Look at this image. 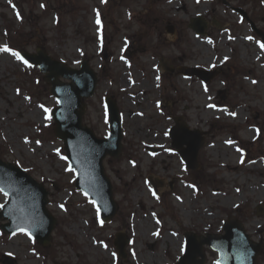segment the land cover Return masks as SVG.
<instances>
[{
	"label": "rangeland",
	"instance_id": "374dc122",
	"mask_svg": "<svg viewBox=\"0 0 264 264\" xmlns=\"http://www.w3.org/2000/svg\"><path fill=\"white\" fill-rule=\"evenodd\" d=\"M196 17L208 21L204 36L189 28ZM252 24L264 32V0H0V48H41L76 69L88 60L98 85L84 124L107 137L104 100L114 96L124 134L120 161H104L119 207L104 224L67 170L44 74L0 52V158L45 185L58 220L46 249L0 230V264L4 256L17 264H175L188 233L224 234L234 217L264 242V49ZM162 59L175 69L170 76ZM183 66L220 75L205 85L181 75ZM176 118L205 139L197 171L172 147ZM6 200L0 191V204ZM119 234L130 241L124 259ZM204 250L205 264H217L218 253Z\"/></svg>",
	"mask_w": 264,
	"mask_h": 264
},
{
	"label": "water",
	"instance_id": "95a60500",
	"mask_svg": "<svg viewBox=\"0 0 264 264\" xmlns=\"http://www.w3.org/2000/svg\"><path fill=\"white\" fill-rule=\"evenodd\" d=\"M191 28L199 35H203L207 25L204 21L196 19L193 20ZM23 58L46 74L45 81L51 85L50 93L59 103V106L51 111L56 126L54 131L56 137L63 142L66 159L75 172L76 188L96 204L104 222L111 221L117 214L118 205L114 200L111 179L104 168V160L108 156L120 160L123 150L121 112L116 102L111 97L106 99L110 132L108 138L101 139L90 127L83 125L87 106L84 99L94 96L98 83L96 73L89 67L87 61L83 62L81 70H76L48 57L42 50H39L37 55L23 53ZM181 71L188 77L196 75L205 83L217 75L216 72H205L197 68L183 67ZM61 77L71 83L62 81ZM177 122L178 125L171 131L173 146L189 169L197 170L199 151L205 142L198 131H190ZM187 145L185 149L184 146ZM0 189L8 196L0 212V219L9 221L0 224V229L7 235L23 233L21 229H26L43 248L50 246L57 219L47 208L49 193L45 186L23 168L0 159ZM223 230L226 231L223 236L208 235L207 238L202 237L199 242L193 235L187 236L185 255L177 264H204L206 262L204 245H209L212 250L219 253L220 258L217 260L219 264H258L263 242L257 244L252 241L237 220L226 223ZM127 242L125 237L119 236L115 243L122 258L126 256ZM4 262L16 264L9 257H5Z\"/></svg>",
	"mask_w": 264,
	"mask_h": 264
},
{
	"label": "snow or ice",
	"instance_id": "6c2138e0",
	"mask_svg": "<svg viewBox=\"0 0 264 264\" xmlns=\"http://www.w3.org/2000/svg\"><path fill=\"white\" fill-rule=\"evenodd\" d=\"M17 15H18V17H19V14H17ZM99 23H100V20H99V18H97V24H99ZM248 39H252V38L249 37ZM260 47H261L262 49H264V44H260ZM0 52H8V53H10L12 56H14L16 59L20 60V61H21L23 64H25L26 66H28V67H31V66H32L31 64L28 63L27 60H25V59L20 55V53L15 52V51H12L11 49H9V48H7V47L0 48ZM205 90H207V89H205ZM210 107H211V106H210ZM45 111H47V109H45ZM48 118H50V117H48ZM61 158L64 159V157H61ZM67 170H68V171H72L71 167H69ZM0 191H2V189H0ZM5 195H7V193H5ZM153 195H155V193H153ZM3 207H4V205L0 204V208H3ZM61 207H63V205H62ZM97 212H99V209H97ZM21 231H23L25 235H28V236L30 237L31 234H30L29 232H27L26 229H21ZM217 264H219V262H217Z\"/></svg>",
	"mask_w": 264,
	"mask_h": 264
},
{
	"label": "bare ground",
	"instance_id": "6f19581e",
	"mask_svg": "<svg viewBox=\"0 0 264 264\" xmlns=\"http://www.w3.org/2000/svg\"><path fill=\"white\" fill-rule=\"evenodd\" d=\"M142 93H143V92H141V94H142ZM241 114H243V112H242ZM201 119H202V118H200V117L197 119L196 125H198V124H199V125H202V126L205 125V123H202V120H201ZM141 223H142V222H141ZM142 224H144V223H142ZM167 241H174V238H172V239H171V238H168ZM149 261H150V262H155V261H156V257H154V256H150V257H149Z\"/></svg>",
	"mask_w": 264,
	"mask_h": 264
}]
</instances>
